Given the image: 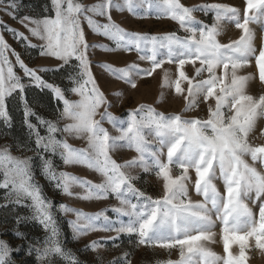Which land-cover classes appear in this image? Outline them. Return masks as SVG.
Listing matches in <instances>:
<instances>
[{"label":"snow or ice","instance_id":"6c2138e0","mask_svg":"<svg viewBox=\"0 0 264 264\" xmlns=\"http://www.w3.org/2000/svg\"><path fill=\"white\" fill-rule=\"evenodd\" d=\"M50 4L54 15L18 17L20 0H0V11L19 19L31 36L43 43L32 44L23 32L13 28L8 31L18 41L26 42V46L39 47L41 56L60 62L51 68H30L0 33V121L11 127L12 117L6 99L18 93L23 104V122L29 137H35L33 151L41 162L43 174L54 187L70 197L99 200L114 196L119 201L118 207L96 213L60 204L59 211L75 213L76 219L69 221L73 239L89 232L105 231L115 233L107 238L112 241L118 240L121 234L135 235L136 247L178 249L177 260L157 261L156 264H247L246 249L250 240H254L256 248L264 250V171L255 166L257 162L264 165V144L254 145L249 139L258 120L264 119V93L258 97L249 94V82L255 76L251 72L240 73L254 59L259 81L264 84V44L257 50L254 32L249 27L250 22L264 21V0H246L243 20L238 8L221 3L188 7L180 0H98L91 5L79 0H50ZM114 9L127 10L141 18L151 14L157 18H170L187 34L183 37L176 32L150 35L126 30L113 20ZM44 11H49L47 6ZM197 11L205 15L213 13L212 22L198 20L194 15ZM94 17H103L106 22L101 23ZM82 19L87 21L93 33L112 41L114 47L90 44ZM222 22L234 23L241 30L240 37L221 43L218 37L224 30ZM0 26L7 27L2 20ZM90 48L134 51L138 54L137 60L149 61L151 67H141L136 62L122 67L107 62L101 65L115 79L132 88H136L137 78L152 76L166 61L175 64L178 77L171 80L165 70L162 86L174 85L175 92L183 95L186 102L183 112L205 104L207 119L165 114L143 103L128 109L124 116L115 115L109 111L112 102L93 75ZM9 53L23 69L27 84L15 73ZM186 65L193 68L192 76L187 74ZM66 68L72 69L66 77L71 88H62L40 75ZM182 82H186V87H182ZM33 86L41 91L49 90L54 99L62 102V109L56 110L55 120L38 115L29 104L25 90ZM67 92L76 94L79 99H68ZM32 117L36 123L31 122ZM60 120L66 121L62 128L58 126ZM105 122L118 134L112 135L104 127ZM41 127L45 135H41ZM58 134L78 137L87 146L74 147L67 139H58ZM17 146L27 148L23 144ZM122 150L132 151L135 155L118 162L113 154ZM55 154H59L64 165H82L94 170L102 181L94 183L66 171L58 172L50 158ZM165 155L166 159H162ZM245 157H250L252 163ZM33 159V156L13 155L9 145L0 146V189L4 190V203H0V209L13 205V213L15 207L21 206L32 210L30 218L46 232L41 246L30 244L26 251L29 256L36 253L37 264H54L57 259L66 264H80L59 239L53 202L43 196L34 180ZM137 168L145 174L154 172L162 179L161 197L153 198L136 187L140 176L132 170ZM216 181L223 182V192L217 188ZM190 182L203 200L194 201L189 196ZM76 186L84 189L83 194L72 190ZM249 199L253 203L259 202L258 214L245 202ZM109 210L115 214V219L106 214ZM15 219L19 225L29 218L16 215ZM217 221L222 225L225 256L207 246L208 242H215ZM15 235L24 236L19 231ZM232 245H238V253L231 250ZM102 246L100 240H93L84 246V251L96 252ZM19 251L20 246L13 249L0 240V264H16L12 254ZM130 255L125 251L109 264H131ZM97 259H100L99 255Z\"/></svg>","mask_w":264,"mask_h":264},{"label":"rangeland","instance_id":"374dc122","mask_svg":"<svg viewBox=\"0 0 264 264\" xmlns=\"http://www.w3.org/2000/svg\"><path fill=\"white\" fill-rule=\"evenodd\" d=\"M79 2L85 5H91L98 0H79ZM123 2V0H121ZM182 4L188 7H192L200 4H211L221 3L234 6L240 10V18L243 20V12L245 8L246 0H180ZM48 7L49 11L45 13V7ZM30 16L33 18H42L44 15H54L51 11L50 0H20V7L17 13L18 17ZM194 15L198 20H202L205 23H211L213 13L205 15L203 12H195ZM113 20L120 24L121 27L129 31H139L148 33L150 35H163L170 32H176L179 36H185L187 33L179 27L178 22L171 20L167 17L157 18L155 14L148 15L141 18L140 15L134 16L127 10L120 12L117 10L112 11ZM101 23H105L106 19L103 17H94ZM0 20L4 22L7 27L0 26V33H2L7 40L8 44L11 45L17 53L20 54L21 59L30 68L40 67H54L60 63L58 60L52 57H43L40 55V48H32L26 46V42L18 41L12 32L8 31V28L16 29L23 32L28 36L29 41L32 44L40 45L43 42L36 37H32L28 30L21 25L19 19H13L11 16L0 11ZM224 30L218 37L221 43H229L230 41L237 40L241 33L240 29L235 27L234 23L222 22ZM82 27L84 28L86 39L90 44H107L110 47H114L112 41L103 37L102 35L95 34L88 27L87 21L82 19ZM249 27L254 32V44L257 50L264 44V21L250 22ZM89 59L92 61L91 69L93 75L96 77L97 82L100 84L107 98L112 102L113 106L109 111L113 112L117 116H124L128 109L137 107L139 104H148L156 108L158 111L164 112L165 114H181L185 118H201L207 119V106L203 103L200 104L199 108L192 109L188 112H183L185 107V100L183 95L175 92L174 85L162 86L165 70H167L169 78L175 80L178 77L179 72L175 64H170L167 61L153 72L152 76L142 77L136 79V88H132L130 84L115 79L110 73H108L101 65L103 63H112L116 67L126 66L129 62H136L141 67H151L149 61L137 60L136 52H123L117 50L115 52L106 51L102 48H90ZM9 58L13 62L15 73L21 77V82L27 84L28 78L24 76L23 69L15 63V56L9 53ZM75 60L72 61L74 65ZM198 66V63H197ZM185 70L189 76H192L193 68L190 65L185 66ZM72 71L71 68H66L59 72H41L40 75L49 82H54L60 85L62 88H71L72 84L66 79L68 73ZM253 73L255 78L249 82L248 92L253 96H259L264 93V84L259 81L258 70L255 66L254 59L251 64L245 69L241 70L240 74ZM206 76L207 73H204ZM182 87H186V82H182ZM120 92L122 95L115 96L113 93ZM163 94V95H161ZM25 95L29 104L34 108L38 115L43 116L46 119L55 120L58 113V108L62 109V102L53 98L52 93L45 89L41 91L36 87H30L25 90ZM66 97L71 100L79 99V97L71 92L66 93ZM159 101V102H158ZM6 105L10 116L12 117L11 127H6L2 121H0V146L9 145L13 155L17 156H33V175L35 182L40 186L43 196L47 197L53 202V213L57 220L59 228V239L66 250H70L72 255L80 261V264H109L114 258H119L122 254L127 251L131 255L129 259L131 264H156L157 261L177 260L179 258L178 249L165 250L159 247H150L148 245H142L139 247L135 246L137 237L135 235L128 236L121 234L118 240H108V237L115 236L114 232L105 231H93L89 232L79 239H73V231L69 224V221L75 220V213H65L59 211V205L65 204L69 207L78 208L86 213H96L104 209H110L112 206H119V201L114 197L110 196L107 199H92L84 200L75 196L70 197L62 194L58 191L53 182L43 174L41 168V162L33 151L35 149V137H29V130L23 122V104L19 100V94L14 93L12 97L6 99ZM98 118V117H97ZM32 123H36L35 117L31 118ZM66 121L60 120L58 123L59 127H63ZM104 127L108 128L112 135L118 133L111 127L107 122L104 123ZM41 135H45L44 128H39ZM58 139H67L68 143L77 148L86 147V142L78 137L66 136L64 134H58ZM151 140L152 137H149ZM250 142L254 145L264 144V119L258 120L255 130L250 134ZM27 145V148L22 149L17 145ZM166 153V149H165ZM134 152L129 150H122L113 154V158L118 162H123L130 159ZM53 160L55 169L59 171H66L73 175L81 178L88 179L94 183H100L102 177L94 170L88 169L82 165H64L59 154L50 155ZM252 163L250 157H245ZM162 159H166L162 157ZM258 170L264 171V165L259 162L255 164ZM133 174L140 176V180L136 182V187L145 191L148 195L153 198H158L163 195V181L155 176L154 172L150 174L143 173L139 168L133 169ZM173 174H176L173 170ZM193 181L195 179L194 172L191 173ZM217 188L223 192L224 186L222 181H216ZM76 193L83 194L84 189L76 186L72 189ZM4 190L0 189V203L3 201ZM189 196L195 200H203V197L195 192L192 183H189ZM133 202H136L133 199ZM254 213L258 214V204L253 203L251 199L245 201ZM30 203V201H25ZM13 205H9L7 209H0V240L6 241L13 249L20 246L19 252H13L12 259L16 264H37L36 253L33 252L31 256L26 255L27 248L30 244L35 246H41L44 237L46 236L45 230L41 225L31 219L32 210L28 207H15L13 213ZM109 217L115 219V214L112 211L106 213ZM20 215L27 217L26 221L17 225L15 216ZM124 219H127L126 217ZM215 219V216L213 217ZM221 223L216 222L214 231L216 233L215 242H208L214 252L220 256H225L223 247V240L221 237ZM19 231L24 234L23 238H19L15 235V232ZM100 240L102 247L96 252L91 250L84 251V246L90 241ZM131 241V243H130ZM118 245V246H114ZM231 250L234 253H238V245H232ZM248 256L247 264H264V250H260L255 247L254 240L249 241V248L246 249ZM99 255L100 259H97ZM54 264H66V261L57 259Z\"/></svg>","mask_w":264,"mask_h":264}]
</instances>
